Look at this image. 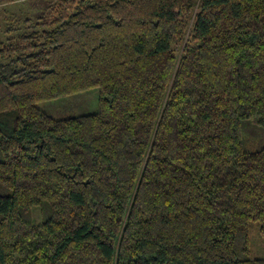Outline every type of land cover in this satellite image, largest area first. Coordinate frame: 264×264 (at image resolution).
Here are the masks:
<instances>
[{
    "label": "trees",
    "instance_id": "trees-1",
    "mask_svg": "<svg viewBox=\"0 0 264 264\" xmlns=\"http://www.w3.org/2000/svg\"><path fill=\"white\" fill-rule=\"evenodd\" d=\"M6 31L0 264H264V0H53Z\"/></svg>",
    "mask_w": 264,
    "mask_h": 264
},
{
    "label": "rangeland",
    "instance_id": "rangeland-1",
    "mask_svg": "<svg viewBox=\"0 0 264 264\" xmlns=\"http://www.w3.org/2000/svg\"><path fill=\"white\" fill-rule=\"evenodd\" d=\"M51 1L53 0H15L5 4V6H0V39L5 38L11 32L15 34L19 31L12 30L7 33L6 29L13 25L19 26L25 17L37 18L40 16L44 7ZM98 96V89L92 88L72 95L39 101L37 106L56 118H66L97 110ZM242 136L244 147L247 150H257L264 147V127L250 119H244L242 122ZM33 217L35 221L41 220L37 208H33ZM259 228V221H250L251 258H264V238L261 236Z\"/></svg>",
    "mask_w": 264,
    "mask_h": 264
}]
</instances>
